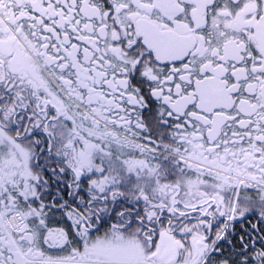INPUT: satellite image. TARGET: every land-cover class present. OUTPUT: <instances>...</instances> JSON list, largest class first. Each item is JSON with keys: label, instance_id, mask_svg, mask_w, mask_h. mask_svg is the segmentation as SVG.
<instances>
[{"label": "snow or ice", "instance_id": "1", "mask_svg": "<svg viewBox=\"0 0 264 264\" xmlns=\"http://www.w3.org/2000/svg\"><path fill=\"white\" fill-rule=\"evenodd\" d=\"M0 264H264V0H0Z\"/></svg>", "mask_w": 264, "mask_h": 264}]
</instances>
